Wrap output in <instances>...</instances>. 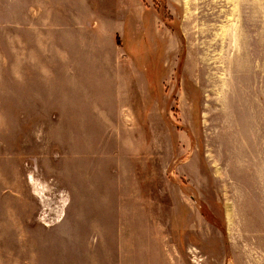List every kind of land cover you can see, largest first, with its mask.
I'll return each instance as SVG.
<instances>
[{"label": "rangeland", "instance_id": "obj_1", "mask_svg": "<svg viewBox=\"0 0 264 264\" xmlns=\"http://www.w3.org/2000/svg\"><path fill=\"white\" fill-rule=\"evenodd\" d=\"M0 264H264V0H0Z\"/></svg>", "mask_w": 264, "mask_h": 264}, {"label": "crops", "instance_id": "obj_2", "mask_svg": "<svg viewBox=\"0 0 264 264\" xmlns=\"http://www.w3.org/2000/svg\"><path fill=\"white\" fill-rule=\"evenodd\" d=\"M190 259H191L192 261H196L198 258H197L195 255L192 254V255L190 256Z\"/></svg>", "mask_w": 264, "mask_h": 264}]
</instances>
